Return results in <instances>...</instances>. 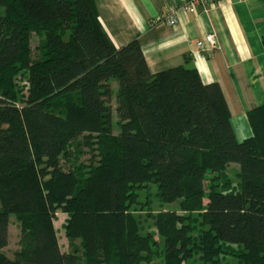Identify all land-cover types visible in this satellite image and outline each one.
Returning a JSON list of instances; mask_svg holds the SVG:
<instances>
[{"label":"trees","instance_id":"trees-1","mask_svg":"<svg viewBox=\"0 0 264 264\" xmlns=\"http://www.w3.org/2000/svg\"><path fill=\"white\" fill-rule=\"evenodd\" d=\"M247 118L239 141L216 82L115 47L94 0H0V264H264V104Z\"/></svg>","mask_w":264,"mask_h":264},{"label":"crops","instance_id":"crops-1","mask_svg":"<svg viewBox=\"0 0 264 264\" xmlns=\"http://www.w3.org/2000/svg\"><path fill=\"white\" fill-rule=\"evenodd\" d=\"M180 1L94 0V6L115 47L136 40L151 73L187 64L202 82H216L236 139H246L247 114L264 104V0H214L194 13L177 8L176 24L169 25L167 13ZM207 33L217 46L195 50Z\"/></svg>","mask_w":264,"mask_h":264},{"label":"rangeland","instance_id":"rangeland-1","mask_svg":"<svg viewBox=\"0 0 264 264\" xmlns=\"http://www.w3.org/2000/svg\"><path fill=\"white\" fill-rule=\"evenodd\" d=\"M37 42H38V37L33 36L32 44H31L32 48L36 46ZM111 88H112V98H111L112 132L117 133L119 131L117 124H116L117 117H116V112H115V106H116L115 95H116V89H117V82L114 79L111 80ZM61 164L65 168L68 167V164H66L64 160H61ZM237 169H238V165L235 163L231 164L227 168V174L234 184L237 182V179L235 176ZM206 184H207V180L204 181L205 189H207ZM138 197H139L140 203H143L146 200H149V207H150V210H152L153 212H158V211H162L165 209H172V208H175V205H176V203H170V204L160 203L155 197V187L153 185H148L147 187L140 189ZM204 202H205V199H204ZM145 208L146 207L143 208L144 209L143 212L147 211V209ZM145 217L146 216L142 213L140 217V221L143 227H145V230L143 231V233H145L147 230H153V227L151 226L152 221L149 218H145ZM65 218H66V215L60 212L56 213V216L54 218V227L56 230L58 242H59L61 250L64 252L70 249L68 245V240L65 237L64 230H63V223H64ZM9 219H10L9 221V240H8V244L5 247L4 251L8 254V256H11L13 251L16 248H18L19 228H18L14 215H10Z\"/></svg>","mask_w":264,"mask_h":264},{"label":"built area","instance_id":"built-area-1","mask_svg":"<svg viewBox=\"0 0 264 264\" xmlns=\"http://www.w3.org/2000/svg\"><path fill=\"white\" fill-rule=\"evenodd\" d=\"M214 0H181L178 6L170 8L167 16V23L169 25L176 24V10L177 8L184 9L187 12L194 13L198 6L204 7L206 4L213 2ZM217 46L216 38L213 33L205 34L201 39L195 43V50L211 51Z\"/></svg>","mask_w":264,"mask_h":264}]
</instances>
